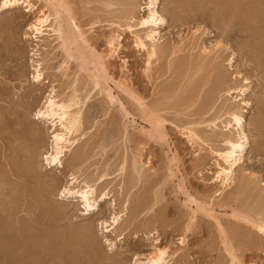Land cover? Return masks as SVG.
<instances>
[{"label":"rangeland","instance_id":"obj_1","mask_svg":"<svg viewBox=\"0 0 264 264\" xmlns=\"http://www.w3.org/2000/svg\"><path fill=\"white\" fill-rule=\"evenodd\" d=\"M149 1H69L108 68L109 79L95 86L55 35L34 37L30 26L48 11L45 0L15 6L0 0L1 264H142L157 248H167L170 264H223L229 254L220 228L240 229L234 245L243 264H264V235L233 214L264 221V26L258 21L251 37L240 32L229 0H155L166 52L147 69L135 37L145 33L138 21ZM255 1L263 16L264 0ZM72 92L84 124L63 167L49 168L44 156L58 129L35 112L50 93L66 99ZM137 98L152 108L168 106L160 110L166 143L141 138L148 125ZM229 109L241 111L247 140L225 188L218 179L225 164L215 150L239 133L226 127ZM190 128L200 137L191 139ZM85 182L96 187L99 200L90 215L63 192ZM225 196L236 201L224 205ZM115 215L119 224L108 232Z\"/></svg>","mask_w":264,"mask_h":264},{"label":"bare ground","instance_id":"obj_2","mask_svg":"<svg viewBox=\"0 0 264 264\" xmlns=\"http://www.w3.org/2000/svg\"><path fill=\"white\" fill-rule=\"evenodd\" d=\"M27 1L28 0H5V5L8 4L10 6H15V5H18L20 3H27V5H30V3H28ZM69 1L70 0H45L46 6L48 7L47 8L48 11L42 12L43 14L41 13L42 15L40 17L38 16L36 21L34 23H32V25L30 27L34 30V37H36L38 39H40L41 37H44V35H46V34L47 35L51 34L53 36L55 35L54 37L56 40L59 41L58 44L61 47V49H63L65 55L69 59H73L78 63L79 67L86 72L88 80L91 83L93 82L92 84H94L95 86H99V85H101L102 80L105 81V80L109 79L108 78L109 77L108 68H107L106 62L103 60L104 57L102 55H100L95 50V48L92 46V44H91L92 42L89 40V36L87 37V35H86V30H83V28L81 27V25L77 21V18L74 14L75 11L73 12L74 8L71 5V2H69ZM123 1H125V0H122V2ZM128 1L130 2L131 0H128ZM234 1L235 0H229V2L227 3V0H226V3L231 8H233V13L235 15L233 16V14H232V16L236 17L238 24H240L239 31L247 33V35L249 34L251 37L252 35L255 34V27H256V25H257L256 23L258 21L262 22V25L264 26V15L262 16V13L254 8L253 0H247V1L238 0V1H235V2H238L236 4L234 3ZM123 3H125V2H123ZM261 7H262V5H261ZM147 11H148V13L145 16H142L138 21V24L141 26L142 30L145 31V33L143 35H141L140 33L136 34L135 42L138 46L145 49L146 55H147V60H148L147 65H149L147 69H149L152 59L158 55H162L166 51L159 44L160 39H161V34H160L161 32H159L158 29L163 24L164 19H163L162 14L159 13V11L156 7V1L155 0H150L148 2ZM263 26H261V27H263ZM260 34H261V36H264L263 31L260 32ZM90 39H91V37H90ZM260 41L261 40H259V42ZM113 42H114V40H113ZM113 42L110 41L109 42L110 45L114 46ZM202 49L206 50V48H202ZM205 50H204V52H205ZM41 75H42V72H41V70L38 69L37 73L34 75L35 81H40ZM106 83H107V81H106ZM116 84H119V83H116ZM120 85L123 86V84H119V86ZM100 88H101V86H100ZM121 89H122V87H121ZM227 90H229V89H227ZM241 90L243 92L246 90V88H243ZM105 91H106L108 97H110L111 99H113V98L115 99V96H117V95L113 96L114 94H112L110 88L105 89ZM125 91H126V89H125ZM75 92H77V91H75ZM89 92L87 91V93H85L84 98H86L90 95ZM165 94H167V93H165ZM168 94H169V92H168ZM170 94H171V92H170ZM171 95H173V94H171ZM171 95H168L169 98L171 97ZM57 96L58 95H55V93L54 94L50 93L49 95H47L46 99L43 101L44 104L37 110V112H35V114H37L38 118L40 117V118H45V120H50V123H52L54 126H56L55 127L56 129H58V130L55 129L56 131H55V133H53V136H52L53 141L52 140L51 141L53 142L54 145L52 144L53 147H52L51 152H49L46 156H44L47 159L46 164L48 163L47 167H49V168L63 167V157L66 154V151L68 149H70V147L76 141V136H74V134L77 133L81 129L82 125L84 124L83 123V113H82L81 106H80L79 95L72 92V95H70V97L68 96V98H66V99H63V98L61 99ZM165 97H167V96H165ZM161 98H164V96L160 97V99ZM116 100H117V97H116ZM136 100H138V103H139V107H140L139 109L141 112L140 114L142 116V120H144L146 122V124L148 125L147 129H146V125H142L140 132L142 133L143 136L141 138L144 140H148V141L152 139L156 142H165L166 143L167 142V133L165 131L166 118L163 116L164 114L162 115L163 111H160V110L168 108V106L162 105L163 103L162 104L157 103L158 106L156 105L157 107L152 108V107H150L151 106L150 104L149 105L147 104V102L142 101L139 98H137ZM170 102H171V99H170ZM246 103H247V101H246ZM161 105H162V107H161ZM123 108H125V107H123ZM205 111H206V108H205V110L204 109L201 110V113L205 112ZM240 112H238L237 109H229L228 110V113L231 116V118L229 121H227V123L225 122L226 127H228L230 125H233V126L235 125L236 128L238 129L239 133L235 137H233L231 135L226 136L224 139V146L218 150H215V153L217 154V156L225 164L224 166H222L221 170L218 172L219 173L218 179L220 178V182L222 183L223 187H225V188L230 186L231 183L233 182V179L235 178V171H236V168L239 166V162L241 160V156H242V153H243L244 148H245L244 144H245V141L247 140V135L242 129L243 115ZM237 117L239 118V123H237V119H236ZM47 122H49V121H47ZM229 129H230V127H229ZM187 133H188L190 138L191 137L192 138L200 137V134L192 128H190ZM196 141H197V139H196ZM234 146H238V147H234ZM49 151H50V149H49ZM43 155H45V154H43ZM174 159H175V157L173 158V160ZM131 175H129V176L132 177ZM72 179L76 180V177L74 176ZM127 180H128V178H127ZM128 181H130V180H128ZM102 182H104V181H102ZM74 188L72 189V188L64 187L63 192L65 193V191H66V194L76 198L77 200L79 199L83 203V206L85 209L84 210L85 215H90V214L94 213L97 209L98 202H99L98 197L96 195V187H94V185L92 186L88 182H85L84 186L78 187L75 189ZM61 194H63V193H61ZM99 196H100V199L102 200L103 198L107 197V192H103V193L99 194ZM224 199L225 200L222 201L223 202L222 204L226 205V204H230V202H232L234 198L233 199H232V197L226 198V196H225ZM188 201L194 202L195 199L188 197ZM235 201L236 200L234 199L233 202H235ZM195 202L198 205L197 200ZM141 203H144V201L143 202L141 201ZM141 203H139V204H141ZM139 204H138V206H139ZM199 205L197 206V208H199ZM200 206H202V205H200ZM239 208L237 207V209H239ZM203 210H204V208H203ZM243 211H245V210H243ZM118 214H120V213H118ZM233 214L236 215V217H240L242 219V221L245 222L246 224H251V226L255 228V232H256L255 234L260 235V236L264 235V232L260 231V229L262 227H264V221L262 220V218L259 220L258 219L255 220V219H252L251 216L250 217L245 216V215H243L244 213L242 215H241V213L240 214L234 213V211H233ZM236 217H234V218H236ZM252 217H254V216H252ZM119 219H120V215H115L113 217V222H111L110 225L108 224V226L104 227V228H107L106 231H108V232L113 231L114 228L116 230V225H117ZM236 225H238V224H236ZM240 225H242V224H240ZM248 226L244 225L245 229H248L250 231L251 229ZM108 227H112V228H108ZM224 230L226 231L225 228H220L221 234L223 236V243H224V246L226 248V251L229 254V258L223 264H236V263L237 264H243L241 262V260H239V257L237 255V253L235 252L236 250H235V245H234L235 242L237 243L238 239H236L237 238L236 236L239 234L238 232L240 229H236L237 232H233V231H235V229L233 231L231 230L230 232L226 231V234H225ZM247 233H249V232L247 231ZM252 235H254V234H252ZM183 238H185V237H183ZM250 238H252V237L250 236ZM246 240H247V238H246ZM249 241H252V240H249ZM242 242H243V240H242ZM243 243H245V242H243ZM251 245H252V243H251ZM166 249L165 248H157L156 250H154V252L151 255H149L150 253L148 254L149 256L147 255L148 257H146V260L142 261L143 262L142 264H170L169 260H168L169 257L167 255L168 253H167Z\"/></svg>","mask_w":264,"mask_h":264},{"label":"snow or ice","instance_id":"obj_3","mask_svg":"<svg viewBox=\"0 0 264 264\" xmlns=\"http://www.w3.org/2000/svg\"><path fill=\"white\" fill-rule=\"evenodd\" d=\"M236 119H237V123H239V118L237 117ZM234 147H238V146H234ZM260 231H261V232H264V227H262V228L260 229Z\"/></svg>","mask_w":264,"mask_h":264}]
</instances>
